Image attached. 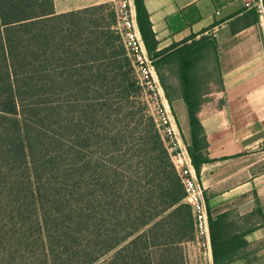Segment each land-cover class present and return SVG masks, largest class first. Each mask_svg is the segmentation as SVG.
I'll return each mask as SVG.
<instances>
[{"label": "trees", "instance_id": "obj_1", "mask_svg": "<svg viewBox=\"0 0 264 264\" xmlns=\"http://www.w3.org/2000/svg\"><path fill=\"white\" fill-rule=\"evenodd\" d=\"M190 122L199 173L209 158L193 109ZM185 197L112 5L58 14L54 0H0V264H189ZM210 231L221 264L233 223L210 216Z\"/></svg>", "mask_w": 264, "mask_h": 264}, {"label": "crops", "instance_id": "obj_2", "mask_svg": "<svg viewBox=\"0 0 264 264\" xmlns=\"http://www.w3.org/2000/svg\"><path fill=\"white\" fill-rule=\"evenodd\" d=\"M251 1L144 0L182 137L192 144L193 109L206 138L209 161L198 174L209 214L234 226L221 264H264V25ZM105 2L54 0V8Z\"/></svg>", "mask_w": 264, "mask_h": 264}, {"label": "built area", "instance_id": "obj_3", "mask_svg": "<svg viewBox=\"0 0 264 264\" xmlns=\"http://www.w3.org/2000/svg\"><path fill=\"white\" fill-rule=\"evenodd\" d=\"M111 4L115 13L116 29L133 65L137 84L147 105L148 113L152 117L174 168L181 179L186 193L185 202L192 207L196 245L205 264H214L210 214L205 190L166 97L157 73L155 59L150 56L143 39L135 0H111ZM246 6L256 9L264 25V0H253L246 3ZM219 14L217 12V15ZM215 36L216 34H214ZM261 148L264 151V141Z\"/></svg>", "mask_w": 264, "mask_h": 264}, {"label": "rangeland", "instance_id": "obj_4", "mask_svg": "<svg viewBox=\"0 0 264 264\" xmlns=\"http://www.w3.org/2000/svg\"><path fill=\"white\" fill-rule=\"evenodd\" d=\"M106 1L107 2L103 4H108L110 6L112 5L111 0H106ZM141 97H142L143 102L145 103L142 93H141ZM185 258L188 260L189 264H205V261L202 259L200 255L198 246L194 243L187 247Z\"/></svg>", "mask_w": 264, "mask_h": 264}]
</instances>
